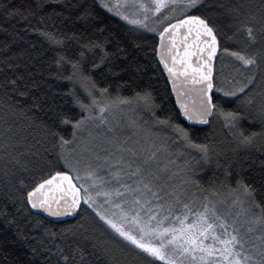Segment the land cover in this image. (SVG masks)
I'll return each mask as SVG.
<instances>
[{"label":"trees","instance_id":"16d2710c","mask_svg":"<svg viewBox=\"0 0 264 264\" xmlns=\"http://www.w3.org/2000/svg\"><path fill=\"white\" fill-rule=\"evenodd\" d=\"M262 3L200 0L187 12L207 19L220 43L215 112L207 127H196L176 108L157 61L155 33L123 22L98 0H0V264H65V256L68 264H166L121 239L85 202L76 218L52 222L26 200L41 178L67 171L69 146L61 147L60 137L74 140L73 125L89 105L83 86L110 98L146 101L148 120L165 127L180 161H192L190 170L181 169L199 182L188 189L196 196H236L241 192L229 193L244 184L264 205V137L252 144L241 137L264 131L259 107L216 89L227 48L257 61L260 82L251 91H264V38L257 27L253 42L242 28ZM231 112L240 119L229 120ZM181 129L191 147L205 145L207 154L185 148L176 133Z\"/></svg>","mask_w":264,"mask_h":264},{"label":"snow or ice","instance_id":"6c2138e0","mask_svg":"<svg viewBox=\"0 0 264 264\" xmlns=\"http://www.w3.org/2000/svg\"><path fill=\"white\" fill-rule=\"evenodd\" d=\"M199 3L200 0H187L183 7L195 10ZM174 5L175 0H152L151 8L143 3L139 4V8L144 9L145 12L160 13L162 9ZM103 6L108 8V4ZM120 6L117 3L116 7ZM258 12V16L256 12L250 13L248 21L242 24L247 37L253 42L256 40L257 27H259L260 36L264 38V3L261 4ZM117 14L121 15V13ZM144 18L146 20L147 16L145 15ZM123 19L128 20L129 17L124 15ZM130 22L143 23L136 19ZM144 26L147 27V25ZM181 28L186 29L181 37L185 45L184 56L180 61L183 66L182 75L185 82L191 79L193 85L199 86L195 88L199 101L194 105V110L202 117L216 108L210 93L214 87L211 61L217 54V35L207 19L198 15H184L182 19H177L175 24L169 23L160 32L161 41L163 42L165 33H169L170 30L173 33H179ZM169 39L175 47L176 36L170 34ZM224 52L228 53L229 50L225 48ZM229 54L242 61L244 65L256 63L251 56L239 52ZM192 56H199L201 60L199 67H192L189 60ZM172 59L174 66L168 68V71L176 74L179 69L175 67L176 58ZM165 66L167 67L166 62ZM253 84L254 78L249 77L247 82L240 84L233 91L226 92L225 95L235 96L238 99L241 96L247 97L244 101L245 107H256L258 99L261 122L264 123V91L258 98L249 95ZM144 99L147 100V96ZM182 107L188 119H193V114L188 110L187 105L182 104ZM240 115L239 112H231L227 114V118L237 121ZM85 119L82 117L73 125L74 138L75 132L85 124ZM64 122L68 123L67 120ZM180 131L184 138L188 139L187 132L183 129ZM257 136L264 137V131L251 133L248 136L241 133L242 142L245 144L254 143ZM60 142L61 147L71 143L63 137H60ZM126 145V141L113 137L106 142L105 147L100 149L106 153L105 155H100L99 152L93 155L89 164L86 165L85 177L91 181L87 187L83 184L77 187L73 182L84 178L81 175L77 174L73 177L69 171H56L46 179L41 178L31 191H27V202L33 208H43L56 216L76 212L83 199L84 202L93 206L99 218L125 241L151 257L166 261V264H264V205L256 202L254 189L248 185L238 184L237 188L232 189L229 194L240 191L242 198L237 196L233 199L223 214L220 209L227 203V197L220 200L204 197L203 202L196 206L193 194L192 201L185 203L184 198L188 195L189 187L198 188L199 182L185 179L173 182L176 181L177 173L171 170L174 162L165 157L164 146L157 147L150 137H143L136 144ZM199 147L206 155L207 146ZM65 165L70 171L79 172V169L68 160H65ZM96 187L107 189L97 191L96 196H104L106 203L116 211L110 212L95 204L90 188ZM81 191L84 193L83 197H81ZM211 195L220 196V193L213 191ZM116 200H119V203H116ZM54 203L58 206L62 205L64 212L61 213L58 208H53ZM177 206L183 209L182 216L173 215ZM236 208L239 210L234 211ZM190 218L191 223L188 222ZM169 220L172 224L165 227V222ZM240 220L244 223H239ZM177 223L179 226H176ZM245 224L247 225L245 232L241 233ZM257 230L261 233L259 260L249 255L245 248L248 243L245 239L246 235ZM83 239L89 241L92 237L85 235ZM209 240L211 242L206 243ZM92 246L96 247V244ZM250 247L255 248V245L252 244ZM64 261L68 264V257L65 256Z\"/></svg>","mask_w":264,"mask_h":264},{"label":"rangeland","instance_id":"374dc122","mask_svg":"<svg viewBox=\"0 0 264 264\" xmlns=\"http://www.w3.org/2000/svg\"><path fill=\"white\" fill-rule=\"evenodd\" d=\"M98 1L102 6L103 4H108V8H105L104 6L103 7L110 14L116 16L123 22L130 24L138 29H146L149 32L155 33L157 36L159 35V32L164 27V25H166L168 22L172 21L175 18H179L183 15H186L187 12L191 10L183 7L187 0H175V5L173 7L162 9L160 13H156L154 11L145 12L144 9L139 8L140 3H143L151 8L152 0H103V2L102 0ZM117 3H119L121 6L116 7ZM117 13H121V15H118ZM124 15H127L129 19H123ZM145 15L147 16L146 20L144 18ZM133 19L143 21V23L132 24L130 21ZM144 25H147V27H145ZM225 54V57L228 58L226 60L229 61H226L223 64V78L221 76L220 78H218V84L216 89L219 93L225 95L226 92L233 91L240 84L247 82L249 77L254 78V84L252 86H254L256 83L258 85V82H260V76L258 73L257 61L254 65H244L243 62L239 61L236 57L230 55L229 53ZM254 88L255 89L252 90L249 95L256 96L258 98L261 93L259 92L257 86ZM83 90L89 101L88 107L83 111V118H86L85 124L75 132L74 140L72 141V143H70V145L68 144L67 146L69 147L65 148L64 150V157L66 156V160H68L74 167L79 169V172L77 173L70 171L66 167L67 171H69L73 175V177H75L77 174L81 175V177H84L81 180L76 181L79 186L83 184L87 187L89 184H91V181L85 177V172L87 170L86 165L89 164L90 160L96 152H99L100 155L106 154L100 151V149L105 147L106 142L108 140H111L113 137H117L121 141H126L127 145L136 144L143 137H150V140L154 142L157 147L164 146V148L166 149V151L164 152L165 157L174 162V165L172 166L171 170L172 172L177 173V178L176 181L173 182L176 183L180 179L187 180L186 171L181 172L180 170L181 167L184 166L188 170H190L192 166V161H190L189 159L184 162L180 161L178 158L181 156V154L177 153L175 144L176 142L174 139H169L166 136L168 135L167 133L164 134L165 127H161L160 125L156 124V121L148 120L147 115H145L144 113L145 111L146 113H149L146 101L130 102L123 99L110 98L103 93L94 94L93 91L88 88V86H83ZM257 106L259 107L258 99ZM152 117L154 116L151 113V118ZM176 133L177 137L183 142L185 148H187L188 150L192 149L196 150L197 152H201L200 149L191 147L188 140H186L182 134L178 132ZM89 149H91V151H89ZM105 190L107 189H102L99 187L90 188V193L93 196L95 204L98 206H102L103 209H107L110 212L116 211L115 209H112L110 204L106 203V198L104 196H96L97 191ZM193 194V192H190L188 190V195L184 198V202L188 203L192 201ZM231 195H234V193H232ZM237 196H240L242 198V192L236 196H223L227 197V203H225L221 207V214H223L227 210L228 206L231 204V201L233 199H236ZM221 197L215 196L214 199L217 198L216 200H220L222 199ZM209 198L211 199V197ZM203 199L204 196L201 197L195 195V205L198 206L201 202H203ZM115 202L119 203V200H116ZM86 204L96 212L93 206H91L89 203ZM125 208L127 210V206H125ZM235 210L239 209L236 208L234 209V211ZM164 214L166 215L167 213ZM173 215L182 216L183 209L180 206H177V210L173 212ZM188 222L191 223V218ZM239 223L242 224L244 223V221L240 220ZM171 224L172 221L169 220L165 222L164 226L167 227ZM176 226H179L178 223L176 224ZM246 227L247 225L245 224V227L241 229V233L245 232ZM112 231L114 232V230ZM260 235V231L257 230L256 232L248 233L245 237V239L248 241V243L245 245V248L248 251L249 255L254 256L256 260L260 259V256L258 255L260 251ZM120 238L123 239L122 237ZM210 242V240L206 241V243ZM252 244L255 245V248L250 247V245Z\"/></svg>","mask_w":264,"mask_h":264},{"label":"water","instance_id":"95a60500","mask_svg":"<svg viewBox=\"0 0 264 264\" xmlns=\"http://www.w3.org/2000/svg\"><path fill=\"white\" fill-rule=\"evenodd\" d=\"M190 15H196V14H190ZM183 17L184 16L179 17L177 19H182ZM177 19H174V20L168 22L166 25H164V27L160 30V32H162L163 29L165 27H167L169 23L175 24ZM185 31H186L185 28H181L179 30V33H173L170 30L169 33H165L163 42L161 41L160 32H159L157 48H156V57H157L158 63L161 66V69H162V71H163V73H164V75H165V77L169 83L176 108L179 111L182 120L191 126L207 127L211 122V119L214 115L215 109L208 112L206 115H204L202 117L195 113L194 105L198 104V101H199V97H198L197 93L195 92V88H197L199 86L193 85L191 83V79H189L187 82H185L184 76L182 75L183 66L181 65L180 61H181V58L184 56L185 45H184L181 37L183 36V33ZM170 34L176 36L175 47H173L172 41L169 39ZM217 40H218L217 54H216V57H214L211 61V63H212V82L214 85V87L210 93L212 95V98H213V92L215 90L216 65H217V60H218L219 52H220V43H219L218 37H217ZM169 49H172V51H169ZM162 57H163V59H162ZM173 57L176 58L175 67L177 69H179V72L176 74L169 73V71H168V68L174 66L173 65V59H172ZM189 60H190V63L192 64L193 68L199 67L201 65V60H200L199 56H192L189 58ZM165 62L167 63V67L165 66ZM188 71H189V73H191V69H189ZM182 104L187 105L188 110L190 112H192V114H193V117H194L193 119H191V120L188 119V117L184 114V108L182 107ZM213 104H214V101H213ZM69 174L72 175L70 172H69ZM73 182L77 185V187H79L76 180H74ZM81 197H83L82 191H81ZM83 203H84V200L81 199L80 207L74 213L61 214V215H56V216L51 215L48 211H46L43 208H33V207H31L30 203H28V204L34 213L40 214L52 222H62V221H67V220H71V219L76 218L78 216L77 213H80V211H81ZM52 206H53V208H58V210L61 213L64 212L62 205L58 206L54 203Z\"/></svg>","mask_w":264,"mask_h":264}]
</instances>
